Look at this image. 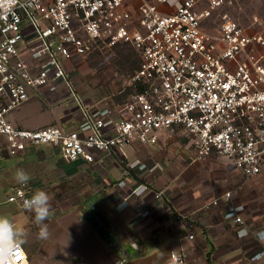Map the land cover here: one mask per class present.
Instances as JSON below:
<instances>
[{
	"label": "built area",
	"instance_id": "obj_1",
	"mask_svg": "<svg viewBox=\"0 0 264 264\" xmlns=\"http://www.w3.org/2000/svg\"><path fill=\"white\" fill-rule=\"evenodd\" d=\"M223 6L224 0H15L0 6V157L47 147L63 161L93 165L100 155L150 149L161 146L164 135L184 134L193 163L224 158L247 179L264 175V34L228 18L208 30L205 23ZM118 45L130 46L139 61L132 93L111 106L86 103L70 64ZM49 85L72 93L79 118L72 127L23 128L14 112ZM35 190L30 181L18 184L8 203L24 209ZM210 205H225L224 219L244 228L264 259L263 238L248 227L231 192ZM186 230L180 248L170 252L172 264H191L185 242H195L196 221ZM12 264H29L25 245Z\"/></svg>",
	"mask_w": 264,
	"mask_h": 264
},
{
	"label": "rangeland",
	"instance_id": "obj_2",
	"mask_svg": "<svg viewBox=\"0 0 264 264\" xmlns=\"http://www.w3.org/2000/svg\"><path fill=\"white\" fill-rule=\"evenodd\" d=\"M225 18L237 21L250 31L264 34V0H224V6L215 11L205 25L208 30L217 29ZM134 60V51L130 46L118 45L100 48L84 60L74 61L69 70L76 90L86 103L111 106L129 98L132 72L128 63ZM32 93L35 98L13 114L14 120L23 128L36 130L51 125L72 127L73 121L79 118L74 97L64 86L49 85ZM68 121L69 126L66 124ZM190 143L184 134L162 137V145H165L163 150L167 154L162 160L165 166L168 165L169 173L181 175L187 189L203 193L208 201L231 192L232 200L240 207V214L248 227L253 232L263 231L264 175L247 179L231 168L224 158L210 157L200 163H193L194 150ZM158 148L152 147L147 151L161 154ZM41 150L44 154L0 157V214L13 217L27 231L24 245L29 254V264H116L115 259L125 260V264H147L144 261L146 258L140 253L126 257L122 252L114 251L104 240L103 243L93 241L91 236L85 234L92 215L88 219L83 215L93 209L89 205L98 202L97 197L90 195L85 199L80 196L84 204L79 208L85 210V213H81L84 217L81 223L75 219V212L64 211V206L57 208V205L64 203H67L66 207L72 208L79 198L64 199L60 195L62 192L68 195L74 193V183L68 182L63 175L61 157L47 147ZM122 153L123 157L119 159L125 158L130 163L139 161L130 148L122 149ZM17 168H23L31 176L29 181L37 186L36 189L46 191L51 197L52 212L46 221L49 229L46 239L38 235L39 226L34 213L8 203V198L19 184L14 178ZM67 187L70 189L67 190Z\"/></svg>",
	"mask_w": 264,
	"mask_h": 264
},
{
	"label": "crops",
	"instance_id": "obj_3",
	"mask_svg": "<svg viewBox=\"0 0 264 264\" xmlns=\"http://www.w3.org/2000/svg\"><path fill=\"white\" fill-rule=\"evenodd\" d=\"M158 147L161 154L157 155L143 147L130 148L139 158L134 163L119 159L123 157L122 151L100 155L93 165L61 159L63 175L74 183V193L60 195L64 199H79L72 208L66 207L67 203L57 208L64 206V211L75 212L74 217L80 223L84 217L97 215L123 248H129L128 257L140 253L147 264H172L170 252L180 248V241L187 234L186 225L192 220L197 224L196 240L185 242L191 264H264L253 238L245 235L244 228L224 219L225 205H210L224 193L208 201L203 193L187 189L181 175L169 173L168 165L163 164L167 155L165 145ZM33 153L44 151L32 148L19 157ZM90 195L99 200L91 202L89 206L93 209L85 213L79 208L84 204L80 199ZM81 213H85L84 217ZM88 224L85 234L103 243ZM256 232L264 244V230Z\"/></svg>",
	"mask_w": 264,
	"mask_h": 264
},
{
	"label": "clouds",
	"instance_id": "obj_4",
	"mask_svg": "<svg viewBox=\"0 0 264 264\" xmlns=\"http://www.w3.org/2000/svg\"><path fill=\"white\" fill-rule=\"evenodd\" d=\"M14 3L15 0H0V6ZM14 178L19 184H27L31 176L23 168H17ZM23 207L34 213L35 222L39 226V237L48 238L49 229L46 221L52 212L50 195L42 189H37L29 199L23 200ZM27 237V231L13 217L0 214V264H12L15 255L22 251Z\"/></svg>",
	"mask_w": 264,
	"mask_h": 264
},
{
	"label": "water",
	"instance_id": "obj_5",
	"mask_svg": "<svg viewBox=\"0 0 264 264\" xmlns=\"http://www.w3.org/2000/svg\"><path fill=\"white\" fill-rule=\"evenodd\" d=\"M90 224L100 237L108 243V245L116 252H122L128 257L129 248L124 249L123 246L116 240L108 227L100 220L97 215H92L89 219Z\"/></svg>",
	"mask_w": 264,
	"mask_h": 264
},
{
	"label": "trees",
	"instance_id": "obj_6",
	"mask_svg": "<svg viewBox=\"0 0 264 264\" xmlns=\"http://www.w3.org/2000/svg\"><path fill=\"white\" fill-rule=\"evenodd\" d=\"M134 61H129L128 66L130 71L132 72L131 77L134 75V73L137 71L138 69V65H139V61L138 58L136 56V53L134 52ZM128 94H131V88H128ZM124 96H127V94H125ZM26 247V246H25Z\"/></svg>",
	"mask_w": 264,
	"mask_h": 264
}]
</instances>
